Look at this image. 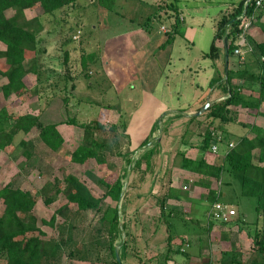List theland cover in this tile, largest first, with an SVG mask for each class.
I'll list each match as a JSON object with an SVG mask.
<instances>
[{
  "label": "rangeland",
  "instance_id": "1",
  "mask_svg": "<svg viewBox=\"0 0 264 264\" xmlns=\"http://www.w3.org/2000/svg\"><path fill=\"white\" fill-rule=\"evenodd\" d=\"M89 1H81V5L70 7L66 13L60 11L57 19L52 18L45 21V28L38 35L41 49L39 52V72L25 76L29 92L22 95V91H20L10 98H5L2 85L7 79L0 74V108L6 107L13 115L40 114L43 124L59 122L58 128L65 139L63 146L54 151L39 138L40 127L27 134L19 133L8 149H0V187L9 181L16 180L17 184L26 190H42L44 195H49L55 189L53 188L54 178L58 177L62 181L61 186L63 187L67 174L73 173L84 181L95 195L102 196L105 188L99 183L100 178L106 177L112 181L118 175L126 173L127 176L130 169L129 179L127 180L126 177L124 179L125 193H128L126 206L130 208L125 218L126 227L128 226L132 235L135 236L134 233L138 234L144 226L148 225L152 228L156 224V236L137 241L133 240L130 234L131 237L128 236L129 246H131L132 251H138V255L148 260L150 264H155L156 261L153 259L160 256V260L161 255L164 254L162 251L164 252L163 248L167 243L168 232L188 234L191 232V226L180 221L174 223L171 230L167 231L165 218L150 221L143 220V217L137 219L132 215L134 206L130 203L134 199L137 202V196H142L146 198L143 203L147 204L143 205V209H151L152 212L159 214L161 212L160 198L157 197L164 194L170 186V177L174 174L173 172L182 168L181 155L173 152L170 160L166 161L165 166L160 169L159 167L163 165L160 154L163 145L160 142L155 147L159 153L153 160L155 169L147 172L146 164L141 165V167H134L136 159L147 150V147L137 149L141 143L137 141L147 129L152 127L155 131L158 129V135H160V129L163 125L162 134H167L168 129L172 134H175V141L172 142L174 149L180 147L182 139H193V142L203 146L204 133L209 124L206 114L210 107L199 115L200 121L191 125V128L186 132L187 125L177 124L175 126L174 123L171 125L170 118L174 117V120L187 118L186 115L181 116L184 109L197 108L196 111H200L198 110L199 106L203 108L207 103L202 104L197 99L200 96L208 98L211 93L215 92L209 99L215 102L224 94L221 89L217 88V83L210 87L212 78H216L219 72L216 69V56L211 57L205 54L211 50L220 19L233 10V4L238 0L173 1L180 12V17L183 18L177 26V30H175L176 12L170 9L169 0H115L113 9L94 6ZM41 12L40 8L26 11L28 18H33ZM95 25L97 28H94ZM162 26L173 32H170L173 36L171 40H169L170 34L165 33ZM70 27L73 28L70 30ZM140 29L147 32L151 37L164 38L166 45L159 48L160 54H165L170 59L164 72V80L156 92V97L161 102L149 103L151 106L148 107L140 98L143 93H141L140 86H136V80L129 79L128 82L125 77L120 86L122 93L115 91L116 89L112 87L104 71L101 60L102 57H105L107 61H110L113 55H118L121 57L120 59H128L129 55L126 53L127 48L124 44L131 43L128 42V38L134 37ZM126 32H130L131 35L129 37L123 35ZM115 34H119L121 37L116 42H111V46L106 49L104 47L105 40L114 37ZM247 35L254 39V43L243 48L246 52V59L241 61L237 55H232L228 67L234 69L247 68L258 73V62L251 52L255 50V44L262 40L263 34L260 27L257 26L253 30H248ZM0 46L5 48L2 43ZM66 49L69 50L70 55L68 62L65 57ZM85 56L86 58L89 56L95 58L90 65V75L88 76L85 75L82 67V60ZM220 57V71L224 79L226 77V60L222 52ZM68 70H70L71 76H69V81H66L68 89L65 92L62 89L65 82L63 77ZM75 87L77 88L75 89ZM118 93L119 95H117ZM245 94L257 95L250 88L245 89ZM43 95L44 98H41ZM65 96H68V105L63 102ZM129 97H132L133 100L130 101ZM91 99L94 100L91 101ZM177 110L181 117L177 114L171 115L172 111ZM72 117H75L78 122L95 124L97 126L96 136L109 143V147L105 151L107 158L105 164H99L95 159H89L84 163H77L72 160V153L82 142L84 134V128L67 122V119ZM237 118L238 121L229 123L215 120L212 125L214 127L210 129L215 130L217 138L222 133H230V139L235 144L240 135L249 131L242 123L264 125L263 117H255L241 107L238 108ZM125 131L129 132L134 144H131L128 135L124 133ZM149 138L147 144H151V147L157 144L156 140H159L157 137L154 138L152 134ZM21 139L31 143V156L29 158L23 153V147L19 144ZM218 140L220 139L218 138ZM228 147L226 142L219 144L220 151H224ZM128 159H131L130 164ZM158 183L161 184L157 187ZM239 186L240 183L235 186L238 191ZM223 188L225 191L227 190V186L222 183L221 189ZM228 189L232 190L231 187ZM222 199L236 209L237 216L241 217L242 227H240L242 229L241 234H239V237L241 236L239 238L240 243L234 247L232 246L234 243L229 242L227 248L222 252H220L219 247H215V258L216 256H223L226 252L234 256V259H238L237 262H244L254 251L252 233L255 225L253 222L260 221L259 223H261V219L257 218L256 201L251 197H242L239 192L236 194L234 191ZM107 200L111 201L110 198ZM196 203L202 206L198 219L205 223L207 221L206 205L208 203L202 200H197ZM61 205L64 206V209L59 212L58 220H69V224L75 225L72 233L73 239L87 241L98 240V237H101L100 239L104 243L107 242V235L104 232L101 235L100 230L103 225L97 214L93 211L77 213L76 204L68 203L64 192L50 204H46L44 198H41L38 201L36 214L50 218ZM2 208L3 205L0 202V209ZM120 211L123 221L121 208ZM166 211L167 209L163 214L164 216ZM237 216L235 217L237 218ZM44 230H46L48 237L58 239V229L46 225ZM94 236L98 237L94 238ZM125 238V232L121 231V235L115 241L116 246H119V251L121 250L120 242ZM227 239L230 240V238ZM74 248V252H76L80 247L76 245ZM192 250L193 248H189V253H193ZM179 253L183 256L182 252ZM76 255L72 254L67 257V254L64 253L63 262L66 264H109L96 262L92 258L80 261ZM150 257L153 259L150 260ZM131 260L135 264L141 263H138L137 255H132Z\"/></svg>",
  "mask_w": 264,
  "mask_h": 264
},
{
  "label": "trees",
  "instance_id": "2",
  "mask_svg": "<svg viewBox=\"0 0 264 264\" xmlns=\"http://www.w3.org/2000/svg\"><path fill=\"white\" fill-rule=\"evenodd\" d=\"M81 1L84 0H0V44L5 45V48L0 46V74L7 79L2 85L5 98H10L20 91H22V95L29 92L25 76L39 72V52L41 49L38 35L44 30L45 21L52 18L57 19L60 11L66 13L70 7L81 5ZM169 1L170 9L176 12L175 30H177L181 20L178 9L173 2L176 0ZM245 1L243 0L238 7H235L220 19L211 50L205 55L216 56L217 59L222 52L225 56L224 37L226 35L229 37V59L232 55H236V39L238 34L243 31L238 16L245 9ZM89 2L94 6L109 9H113L115 5V0H90ZM35 8H40L42 12L33 18H28L26 11ZM10 11L12 12L10 13ZM254 12L255 19L252 26H259L263 34V41L257 42L255 50L251 52L256 57L259 72L254 73L247 68L234 69L230 67L224 79L221 76V71H219V75L213 78L210 83V87L217 83V88L221 89L224 94L218 100L212 102L206 114L209 124L204 133L203 148L209 151L213 143L226 142L229 146L228 149L222 152L221 157L218 158V162L215 164H208L205 156L196 160L187 156L185 151L178 152L181 155V167L183 169L223 180L222 183L227 186V190L221 189L220 194L211 191V201L213 203L217 200L223 201L222 198L233 191L236 194L239 192L242 197L254 198L256 201L257 218L261 219V223H259L260 221L253 222V225H255L252 233L254 251L244 262H237L238 259H234V256L225 252L222 257V264H264V125L242 123L249 131L247 130L248 132L240 135L233 146H230L232 143L230 133L220 134L221 139L218 140L215 130L210 129L214 127L212 125L215 120H220L222 123L238 121L237 112L239 107L246 109L255 117L264 118V6L256 8L254 3H251L247 7L246 14L251 15ZM228 25L231 26L229 33L227 31ZM172 38L173 36L170 35L169 40ZM247 39L249 46H251L254 39L249 35H247ZM218 43L221 45L219 46ZM65 57L68 62L70 58L68 49L65 50ZM94 60L95 58L92 56L83 58L82 67L85 75H90L89 68ZM69 76H71L70 70L63 77L65 82L62 89L65 92L68 89L66 81H69ZM248 88L254 90L257 95L245 94V89ZM41 98H44V95ZM203 99V104L209 101L206 97ZM63 102L68 105V96L63 98ZM201 108L202 106L198 110H201ZM177 116H180V114L178 113ZM198 117L200 116L195 114L191 118ZM67 122L84 128L82 142L73 151L72 160L77 163H84L89 159H95L99 164H105L107 160L105 151L109 147V143L96 136L97 126L92 122H78L75 117L67 119ZM58 124L59 122L43 124L40 114L13 115L6 107H2L0 108V149H8L19 133L24 132L27 134L40 127L39 138L47 147L57 151L65 142ZM149 140L150 138H147L137 148L147 147V150L136 159L134 165V167H141V165L146 164L147 172L155 169L153 160L159 154L155 147L160 144V140H156L157 144L152 145V147L146 146ZM19 144L23 147V153L29 158L31 156L30 141L21 139ZM128 163H131V159H128ZM125 177L126 173L116 176L112 181L106 177L100 178L99 183L105 188L102 196L95 195L90 187L73 173L67 174L63 187L61 186L62 181L58 177L54 178L53 188L55 189L49 195H44L42 190H26L17 184L16 180L9 181L3 187H0V202L3 205V208L0 209V264H66L63 262L64 253L68 257V255H76V252V257L80 261L92 258L96 262L125 264L124 256L129 253V255H137L139 263L150 264L148 260L138 255V251H132L131 246H129L128 236L132 233L128 226L126 227L125 221L126 203L128 201L127 192L121 205L123 221L121 220L119 199L125 185ZM199 182L201 183L202 180H199ZM237 183H240L239 191L235 188ZM202 185H210V182L205 183L203 181ZM229 187L232 190L228 189ZM62 192L65 193L68 203L76 204L77 213L93 211L97 214L103 225L100 230L101 235L104 232L108 238L106 243L98 236H94V238L98 237V240L78 241L73 239L72 233L75 225L69 224V220H58L59 212L64 209L63 205L50 218L37 216L36 208L41 198H44L46 204H50L57 200ZM171 197H181V191L170 188L158 197V199L160 198L162 214L168 207L167 201ZM108 198L111 199L110 202L107 200ZM239 219L241 220L240 216ZM209 222L213 221L209 220ZM46 225L59 230L58 239L48 237L46 230H44ZM121 231L125 232L126 238L120 242V260H118L115 241L121 235ZM96 234L98 235V232ZM131 238L137 240L133 235ZM170 238L168 237L169 241ZM76 245L80 248L74 252ZM171 249L172 247L169 244L167 250L162 251L164 254L161 255L160 260V256L154 259L150 257L149 259L155 260V264H166L172 256ZM175 252H180V250L178 249Z\"/></svg>",
  "mask_w": 264,
  "mask_h": 264
},
{
  "label": "crops",
  "instance_id": "3",
  "mask_svg": "<svg viewBox=\"0 0 264 264\" xmlns=\"http://www.w3.org/2000/svg\"><path fill=\"white\" fill-rule=\"evenodd\" d=\"M242 1L243 0L235 1V3L233 4V9L235 7H238ZM178 13L180 17V12L178 11ZM180 20L182 21L183 18L180 17ZM163 27L164 26H162V29L165 33L170 34V32H172L166 27V29H164ZM255 27H257V25H254L251 29L253 30V28ZM94 28H97V26L95 25ZM123 35H128L129 37L131 33L126 32ZM120 37L121 35L115 34L114 37L107 38L104 42V47L108 49V47L111 46L110 43L113 41L116 42ZM261 41H263V38ZM128 42L131 43L124 44L127 48L126 53H128L127 55H129L128 59H120L121 57H118V55H113L110 61H107L105 57H102L101 59L104 71L109 78L112 87L116 89L115 91L122 93V89H120V86L121 83H123L124 78L126 77L128 79V82L129 79H133L136 80V86H140V89L142 91L141 93H143V95H140V98L147 107L151 106L149 105V103L161 102V100L156 97V92L159 89V85L164 80V72L166 66L170 62V59L166 57L165 54H160L161 50L159 48H162L164 45H166L165 39L151 37L149 34H147V32L140 29L138 30V32H136V35L134 37L128 38ZM218 45L220 46L221 44L218 43ZM154 49H157V51H154ZM220 61L221 57L219 56L216 59V69L218 72L220 71ZM76 88L77 87H75V89ZM107 93L109 92L107 91ZM214 93H211L207 99H210L212 97V94ZM117 95H119V93ZM112 99L115 98L112 97ZM197 99L201 103L204 100L202 96ZM93 100L94 99H91V101ZM129 100L132 101V97H129ZM196 109H184V113H182L181 116L186 115L187 118H178L177 120H174V117L171 116L172 118H170V124L173 125L174 123L175 126L177 124L187 125L185 132L188 131V129L191 128V125L196 124V122L200 121V117L195 119L191 118L197 113ZM178 110L172 111L173 113L171 115L178 114ZM167 131V134H162L160 137V135H158V129L157 131H155L152 127L147 129V131L144 132L141 137H139V141H137L142 143L144 140L149 138L151 134L154 138L157 137V139L160 140L161 145H163L160 152L163 165L159 167L160 169L165 166L166 161L168 162L170 160L173 152L176 154L178 152L185 151L187 153V156L196 160H199L205 156L206 162L208 164H215L216 162H218V158L221 157L222 152L227 150L226 149L224 151H220V143H215L218 146V151H213L212 146L214 144L209 148V151H207L204 150L201 144L199 145L193 142V139H182L180 147H175L174 149V147H172V142L175 141V134H172L169 129ZM125 134L128 135V139L131 141V144H134V140L129 132L125 131ZM150 145L147 144L146 146ZM167 169L169 168L167 167ZM173 173L174 174L172 175V177H170L171 183L169 187L173 188L174 190L181 191V197H171L170 199H168V207H166L167 211L165 213L166 215L164 216L161 210L159 214H156V212H152L151 209H143V205L147 204L143 203L146 198L142 196H137V202H135L134 199V201L130 203L132 206H134L132 215L137 219L143 217V220L149 221L165 218L167 231L171 230V226H174L173 224L176 222L182 221L184 222V224H190L191 232L188 234L182 232H168V237H171V240L169 241L167 237V243L165 244L163 250L166 251L168 245L170 244L172 247V256L166 264H222L223 256H216L215 258V247H219L220 252L227 248L226 246L229 242L234 243L232 244V246L235 247L238 243H240L239 238L241 236L239 237V234H241L240 231L242 229L241 220L237 215V218L235 217L234 220L229 223H223L219 221L209 222L208 211L213 203L211 201V191H215V193L217 192V194L221 193L222 179L218 180L213 176L201 175L197 172L183 168H179ZM199 180H202V182L204 181L205 183L210 182V185L204 186L202 185V182H199ZM160 184L161 183H158L157 187ZM169 187L167 188V190L169 189ZM197 200H202L203 202L205 201V203H208V205H206L207 221L205 223H202L198 219L202 206L201 204L196 203ZM126 209L127 216L130 210L129 206H126ZM147 226L148 225L141 228L138 234L134 233L137 241L139 239L145 240L146 238H154L156 236V224H154L152 228L151 226ZM145 235L148 236L146 237ZM227 238H230L231 241ZM189 248H193V253H189ZM178 249L183 253V256H181L179 252H175ZM216 252L218 253V251ZM127 254L128 255L124 256L125 264H135V262L131 260L132 255H129V253Z\"/></svg>",
  "mask_w": 264,
  "mask_h": 264
},
{
  "label": "built area",
  "instance_id": "4",
  "mask_svg": "<svg viewBox=\"0 0 264 264\" xmlns=\"http://www.w3.org/2000/svg\"><path fill=\"white\" fill-rule=\"evenodd\" d=\"M254 3L256 8H260L264 6V0H246L245 1V9L244 11L238 16V19L241 20V26L243 27V31L238 34L236 39L237 47L235 49V54L240 58L241 61L246 59V52L244 51V47L248 46L247 41V34L248 30L252 27V22L255 19V12L251 15L246 14V10L248 5ZM166 29L165 27H163ZM231 26L228 25L227 31L230 32ZM218 138L221 139V135H218ZM233 146V143L230 144ZM214 152L218 151V146L214 144L212 146ZM221 184V181H220ZM237 215L236 209L229 203L217 200L215 201L209 211H208V219L210 221H219L223 223L231 222L235 216Z\"/></svg>",
  "mask_w": 264,
  "mask_h": 264
},
{
  "label": "water",
  "instance_id": "5",
  "mask_svg": "<svg viewBox=\"0 0 264 264\" xmlns=\"http://www.w3.org/2000/svg\"><path fill=\"white\" fill-rule=\"evenodd\" d=\"M224 52H225V60H226V75H227V72H228V66H229V56H230V51H229V37L226 35L224 37ZM212 102L209 101L207 102L204 107L198 111L196 114L197 115H200L203 111H205L206 109H208L210 106H211ZM162 132H163V125L161 126V129H160V137L162 135ZM159 137V138H160ZM150 145V144H149ZM130 172L131 170L129 169L128 172H127V176H126V179L128 180L129 179V176H130ZM125 191H126V186L124 185L123 188H122V191H121V195H120V199H119V206L121 208V205H122V200H123V197H124V194H125ZM124 232V231H123ZM116 256H117V259L120 260V255H119V246H116Z\"/></svg>",
  "mask_w": 264,
  "mask_h": 264
}]
</instances>
